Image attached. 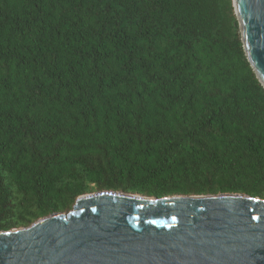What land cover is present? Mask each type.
Here are the masks:
<instances>
[{"label":"trees","instance_id":"1","mask_svg":"<svg viewBox=\"0 0 264 264\" xmlns=\"http://www.w3.org/2000/svg\"><path fill=\"white\" fill-rule=\"evenodd\" d=\"M105 191L264 199L233 0H0V232Z\"/></svg>","mask_w":264,"mask_h":264},{"label":"water","instance_id":"2","mask_svg":"<svg viewBox=\"0 0 264 264\" xmlns=\"http://www.w3.org/2000/svg\"><path fill=\"white\" fill-rule=\"evenodd\" d=\"M233 3L264 88V0ZM0 264H264V199L88 194L69 214L0 232Z\"/></svg>","mask_w":264,"mask_h":264}]
</instances>
